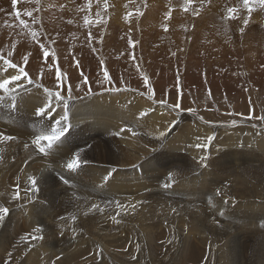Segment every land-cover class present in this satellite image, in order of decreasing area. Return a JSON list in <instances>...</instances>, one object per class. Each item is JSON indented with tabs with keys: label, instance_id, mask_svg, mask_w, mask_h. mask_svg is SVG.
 Segmentation results:
<instances>
[{
	"label": "bare ground",
	"instance_id": "obj_1",
	"mask_svg": "<svg viewBox=\"0 0 264 264\" xmlns=\"http://www.w3.org/2000/svg\"><path fill=\"white\" fill-rule=\"evenodd\" d=\"M63 1L64 0H61V3ZM66 1L68 0H65V3ZM113 2H115L119 6V8L124 13L125 17H128L127 19H125L127 23L128 21L129 22L132 20L135 21L136 19L140 20L139 17L143 16V14H140L141 10L147 5H150L149 7L147 6V8H149L148 10L149 13H147L145 17L143 16L144 17L143 19H146L149 15H153L155 17L149 16V18L153 17L152 18L153 20H155L157 23H161L166 16L165 14L170 12L169 11L171 9L170 6H173V5H168L169 8L167 9L166 8L167 0H113ZM192 2H193V5L190 6L192 7L191 9L193 8L197 9L199 7H201L202 9L205 7L206 8L208 7L210 9V12L207 10L208 12L207 11L204 12L205 13L204 15L200 13L197 15V12L195 10H191V12L194 11L191 14V16H193L192 18L197 17L196 21L193 20L194 23L197 22L196 23L197 26L195 25L196 26L195 29H197L198 31L204 32V33L206 30V27L211 24H213L214 28L219 29V30L221 28L223 29L224 25L227 23H234L237 25H240L242 23L241 26L243 28L245 27L244 21L247 18V15L249 14L252 15V17L254 16L253 18L254 20L264 19V7L260 5L259 0H251L249 7H251L252 11L250 13L247 8L242 6V0H192ZM61 3H60V0H39L38 3H37V0H17L16 6L13 7L11 0H0V9H2V11H0V56L3 57V59H0V81H3L4 79H10L12 75H19L20 67H23L24 71L28 73L27 78L22 76L20 80L13 81L9 85L10 89H14V91H12L10 94H6L3 92V90H0V96L4 97V102L0 104V205L9 207L10 209L9 214L4 218L2 222H0V264H110V262H107L104 259L106 255L110 256L111 260L115 262V264H199L205 257V253L207 251L206 245L210 244L209 240L210 239L213 240L212 247L210 246V249H209L211 254L215 250L214 247L218 245H220V251H221V245L226 239H228L229 242L232 243L233 241L232 237L234 236H230L232 234H228V233H231L233 229L230 232L227 231L228 233L225 234L222 231L220 232L219 230H215L216 226L214 223L209 226L208 230H210L211 232L209 233V236H207L206 234L202 233L203 230L199 228V224L197 222L195 223L194 221H192L193 223L191 225H188V227H185L184 223H186V221H184V218L182 216H174L173 213L171 212H170V215L165 214L168 216V218L171 221H165L164 218L163 220L162 219L160 220V216H155L156 213H154V210L149 209V208H154L153 206L149 208H145L146 206L144 207V205L140 204L142 203L141 201H143L144 199L149 198L150 196L153 197V195L156 194L155 193L156 190L154 187H150L151 188L150 192L143 194L144 189H146V187L149 186V183L144 178L145 176H143L141 171H139L140 167L138 170V165L133 166L132 164L126 163L123 160V157L121 158L118 157L119 149L123 150L124 144L126 143L124 132H121V129H123L121 128L122 126L121 123L125 121L128 116L127 102L129 100H133L131 103H142L143 104L144 102L143 99H146L143 96V94L150 96V98H152L154 101L156 100L159 101L160 99L173 101V97L182 90H184L186 96L193 95L194 97L193 96L192 97L194 99H206L207 101L214 100L216 102L217 100L224 101L226 100V98L234 99L235 97L241 95V93L244 90L240 89L237 85L238 83H240L239 85H242V83L246 82V80H248V82L249 81L252 82L254 87H257L258 90L260 89L259 92L262 93V94L260 93V95L264 96V58L263 56L256 58V60L254 59V61H248L247 64H243L238 59V57L232 52V50L224 49L223 51L222 50L219 51L220 49L219 48L217 49L218 50L217 51L215 47V48L210 49V52L217 51L215 52L217 54L215 56H218V58H216L214 55L213 56L216 59L215 58L212 59V57L209 55H208L209 57H206L207 59H205V57L203 56L199 58L198 55L195 56L196 51L194 55L193 52H191L190 50L191 48L189 49V47H192V46H189L192 40L189 37L191 40L190 42H188L187 45L189 46L188 49L190 50V54H188L189 58L186 57L187 58L185 59L186 62H183L185 65L180 67L181 72L177 71V69L175 70L172 60L168 59L170 58V56L166 57V55L165 56L163 55V57H166L167 59L164 58L160 60L162 57L161 55L160 58L158 59L160 61L155 60L153 64L151 63L152 65H149V62H148L149 67H146L148 69H143L144 67L142 68V71L145 70L144 73L140 72L141 70L138 71L139 69L137 70L138 72H136L134 67L126 68L124 66V68L127 70H122L121 68H119L121 66L118 65L117 61L120 59H124L120 57L121 55L120 53H122L123 51H126V52L129 51L131 43H133L132 41L134 39L133 38L134 36L132 34H134L135 31L131 33L130 32L131 28L126 26V29L128 30V35H127L126 29L121 23H112L111 25L112 27L109 26V28L111 27L110 28L111 35H108V37H106L105 42H104L106 44H104V46L102 45L101 48L99 47V49H95V48H92V46L91 47L87 45L81 46L82 43L80 44V46H78L79 43L78 44L76 43L77 46H74L75 44L74 45L70 44L68 40L67 41L69 43H67L64 39L65 36L69 34L70 29L68 31L67 29H65L66 25L62 24L63 23L62 19L64 15L60 13ZM78 3L80 4L82 3L85 8H92V11H97L96 13H98V16H103V17L105 16L106 18L111 13L116 12V11L111 12L110 11L111 7L108 11L105 10L104 0H99L97 2L93 0H78ZM36 4H38L39 6ZM70 4H71L70 6H72L73 8L74 3L72 2ZM178 5L180 4L177 3L176 6ZM76 6H79V5L76 4ZM229 7H236L238 9V11L235 14H233L235 15L234 16L235 18L230 17L233 19L232 22H227L225 17L222 16L223 14H226V16L228 15L227 9ZM37 8H41V10L42 9L44 10L43 15L41 14L42 16L39 13L38 14L40 16H38L37 11L35 10ZM83 9L82 11L86 10V9L84 10ZM30 10L33 11V16L37 18L38 22H33L32 17H28L25 15V13ZM133 10H137L136 14H132ZM16 11L20 12L19 17L16 16V13H15ZM144 11L147 12V9L146 10L144 9ZM83 13L80 12L79 10V14L78 13L72 14L74 17L73 19L74 23L78 27H81L80 19ZM129 13H131L130 16L128 15ZM172 15H173V19L171 21H173V23L172 22L171 23L173 24V27L171 28L174 29V26L176 28L177 24H180V25L181 23L183 24V21H184V24H186L185 22L188 23V20L185 18L186 16L183 17L184 14L181 12V10L177 9V11L173 12ZM236 17L238 19H236ZM243 17H246V18H244L243 20ZM222 18L224 19V21L222 20ZM21 19H23L26 22L27 27L20 24ZM98 19H101V17ZM179 21H182V22L179 23ZM139 22H142V21H139ZM148 23L150 22L148 21ZM194 23L192 24L194 25ZM81 24L83 23L81 22ZM152 24L154 25V23ZM161 24L162 25L164 24V26L166 25L165 23H161ZM118 25L121 26V28ZM137 25L139 26L141 25V23ZM146 25H147V22L144 23L143 21L142 26L145 27ZM160 25L158 26L159 29L161 27ZM151 26L152 25H150V27ZM70 27H66V28H70ZM153 27H151V29ZM210 27L211 26H208V29ZM82 28L83 29L86 28L85 25ZM156 28L157 27H154V29ZM60 29L67 30V32L62 34L60 33ZM107 29H108V26H107ZM151 29L149 31H151ZM208 29L207 31H210V32H213L211 30H214L212 28H210L209 30ZM177 30L178 29H175V31ZM31 31H37L38 33L37 40L39 41V43L37 42V40H33L31 36ZM140 31L141 30H139L138 33H140ZM175 31L173 30V32ZM182 31H180V34ZM80 32H82V30ZM85 32L86 31L84 30L83 33L85 34ZM71 33L72 32H70V34ZM145 33H148V32H145ZM169 33L171 34L172 32H169ZM204 33H202V35L206 34ZM102 34H104V32ZM175 34L177 35V33ZM183 34H184V31H183ZM150 36L151 35H149V37ZM192 36L193 35H191V37ZM145 37L146 38L143 41L145 45L147 46L148 44H150L149 41H151V38L148 39L147 36ZM201 37L202 36L198 37L197 39ZM176 38H178V36H176ZM95 39L97 38L95 37ZM55 40L58 43H56ZM88 40L86 42H88ZM227 40L228 39H226V41ZM84 41L85 40H83V42ZM197 42H196V45H197ZM40 43H43L46 47L49 46V48L52 51H55V56L50 55L48 58H44L43 49H41L39 46ZM90 43L92 45V42ZM166 43L168 44L167 41ZM56 44H58L59 46L55 47ZM95 46H97V44ZM204 46L205 45H203V47ZM165 47H166V44H165ZM208 47H212V46H208ZM208 47L205 46L206 49ZM93 49H95V51ZM114 49H116V51ZM194 49H192V51ZM110 50H112V52L114 50L115 53H111ZM158 50L159 49H157L155 52H157ZM198 50L200 49L197 48V52ZM179 51L181 52V50ZM126 52H124L123 54H125ZM180 52L178 55H181ZM183 52H185V50ZM9 53H11V55H9ZM153 53L154 52L151 53L152 56H153ZM185 53H183V55ZM117 54L118 55L120 54L119 56H116L117 58L120 57V59L118 58L117 60H114V57ZM171 54L172 53H170V55ZM148 55H150V53ZM105 56H108V59H109L107 62H104L105 63L104 65L108 69V73L113 70L110 76L115 81V84L114 85L111 84V85H113L112 87H115V89L116 87H118V89L121 88L122 91L117 90V91L112 92L114 90L113 89L109 93L103 92L105 89H108L107 88L108 84H106L105 78L103 74L101 73V72L104 73V71H102L103 64H101V61L102 59L103 61H105L104 59L107 58ZM152 56L150 57L153 58L154 56L153 57ZM184 56H186V54ZM25 57H27V63H25V60H24ZM177 57L175 61L177 60ZM138 59H139V56H138ZM144 59L146 60V58ZM5 60H11L12 63L17 65V68L8 67L4 63ZM76 61H79V66L84 68V70L82 71L84 72L85 75H83L82 72H81V75L83 76H86V75L88 76V74L89 76L91 75L90 80L88 77V80L90 81V84H91V88H90L92 89L91 91H89L90 89L87 88L82 77L79 75V73H77V68L79 66H77ZM145 64H147V61L145 62ZM143 66H146V65H143ZM56 68H60L62 71L66 68H69L71 78L69 77L68 78L69 82L67 81L66 82H67V85L69 83L72 86L73 94L76 97L80 96L83 98L85 96V99H86L88 95L87 97L88 99L84 101L80 97H78L83 102L74 104L73 101L76 100V98L73 99V101L71 102L72 107L70 108L72 109V112H70L71 114L69 113V115L72 117H75L73 124L76 126V128L79 131L82 132L81 135L86 134L87 136L92 137L95 135V133L99 132L100 135L98 134L97 136H94L92 138L99 140L101 142L100 147L101 148L105 147L106 149L109 150L110 153L113 154L111 157L112 162L109 164L98 161L95 164L88 166L87 169L91 171V173L83 172L79 175L80 180L83 182V184H78L75 182L73 183L71 182L72 180L71 181L69 180L68 184H64L60 178H56L55 174L52 173L51 176L54 178L55 180L54 182L52 180V177L50 178L48 177L49 175L48 170H43L41 161L34 162L33 164H31L30 162V165H28L27 168L24 167L25 171L24 170H22V172L20 171L21 166L25 162L28 152H29V155L33 154L31 155L32 156L31 161L39 159L41 156V153L38 151L37 147L32 143L33 134L31 135L29 134V132H31V124L37 121L35 120L36 118L35 119H31V118L33 117L34 112H37V110L35 111V109L39 101L42 100V99L38 100L39 96L37 97V95H39V92H41V88L39 87V89H37L38 87L37 86L35 87V89H33V92L30 93L28 87H33L34 85H40V86L47 85L48 86L49 83H52V82L55 83ZM144 74H146L147 76L146 75L144 76ZM145 77L148 78L147 83L144 82ZM29 79H31L32 81L31 83H29ZM87 83L89 85V82ZM54 88H56V86ZM47 93H50V92H46V95ZM42 94H45V93H42ZM12 95L16 96V101H15L16 106L15 107L11 106V103H12L11 96ZM53 96H54V99H56L55 95ZM66 98L68 97L66 96L65 99ZM261 98L263 99V97ZM201 101L198 100V102H201ZM211 103L212 102H210V104ZM43 105L45 104L43 103ZM167 106H168L167 108L171 110L169 107L170 105L167 104ZM159 108H162V107H159ZM224 108L225 107H223V109ZM162 110L165 112L164 108H162ZM179 110L181 111L182 109H179ZM188 112L190 111L187 110V113ZM165 113H169V111ZM194 114H196V112ZM223 114L225 113L223 112ZM184 116L185 115H183V117ZM197 116H198V113H197ZM49 117L52 118L51 123L55 122V120L60 118V116L58 117L56 113L53 114L49 111L44 117L40 116V118L38 117L37 118L43 123V122L48 121ZM221 119L223 121L224 118H221ZM198 120H197V123H198ZM230 120H231V117H230ZM195 121H194V124H196ZM90 124L96 126L97 132L95 129L91 127L87 128L86 125H90ZM131 124H136L135 127L139 129L138 123L132 122ZM43 125L45 126V124ZM67 125L69 126V124ZM181 125H177V126H181ZM183 126H185V124L182 125V127ZM189 126H190L189 129L186 126V128L189 130V133L187 132L188 133L187 142L192 143L195 140V138H197V135L199 134L194 133L193 127L191 126V124ZM33 129H35V131H42L43 133H47L48 131V128L46 129L45 127L43 129H39L35 126L34 128H32V130ZM217 131H219V134H221L224 137V139H226V142L224 143V145L227 147V149L237 148L236 145L238 144L233 143L235 142L234 139L238 140V142L239 140L241 141V139L242 141L243 139L247 140L243 131L242 132L239 131L241 133H238L236 131L237 132L236 133L233 129H223V128L220 130L218 129ZM117 132H120L121 134L116 135ZM172 134H174V132ZM223 134L224 135L226 134V136H224ZM185 135H183V137ZM4 136H11L13 137V139L5 140L3 139ZM175 137H176L175 135L169 137L168 149L170 151L174 149H181L183 147V145H180V144H183L182 139L178 140L179 145H177L176 142L172 141ZM69 139H70L69 134L64 137V140H69ZM88 141L93 142L92 139H88ZM263 143H264V139H261L258 142V147L256 150L255 149L252 150L250 148L249 150L246 147L244 148L243 153L246 157L247 155L245 152L249 153L248 160H252V159L259 160L261 158L262 156L261 152L264 151V147L262 146ZM26 144L28 145V147H25ZM245 144H248V143L245 142ZM63 146L68 147L67 144H64ZM252 146L253 145L251 144L250 146V143H249V147H252ZM81 148L82 147H80V149ZM84 149L85 148L81 150H84ZM239 151L240 152H237V154H242L241 150ZM67 153H68V150L66 148L60 147L57 155L55 156H59L60 158L62 156H66ZM133 154H134L133 152L130 153V155H133ZM71 157L73 158L72 155ZM216 159H219L225 164H228L229 162L231 163V165L236 164L238 162L247 161V160H244L243 158L237 157L236 154L232 156H219ZM143 160L141 159V161ZM145 164H147L146 169H148L151 166L147 162H145ZM177 169L179 170V168ZM261 169L262 168H260V170ZM111 172H114L113 176ZM184 172L183 174H179V175H185ZM32 175H34L35 179L37 180V186L39 188V191L36 192L34 196L30 194V195H24V198L20 197L21 199L20 198L13 199V193L16 191L15 186L18 183H21L23 187L26 185L27 182L29 184L30 182L29 178ZM106 175H110V179L107 182L103 180V177ZM220 177L221 176L218 177L217 175V177L211 180V183L208 180L209 185L217 183L218 182L217 179H219ZM225 179L231 180L232 182H234V183L231 182L232 185L228 186V188L225 189L226 193L222 195V197H224L223 199L227 201V205L231 206L232 204H240V205L248 206L249 216L245 217L244 215H242L238 217V219H241L239 220L238 227H237L240 230V233L234 232L236 233L235 237L239 238L237 240L240 241L241 236L247 239V238H251V237L258 235L259 233L262 234L264 232V225L261 226L259 222L263 218L262 216L264 214L263 213L264 211V179L256 178V177H247L246 175H243V176L241 175L240 177L239 176H235V177L229 176ZM56 183L57 184L63 183V184L59 186ZM94 184L96 187L94 186ZM90 185H93V187L95 188L91 187ZM185 187L189 189L190 191H192L191 184L186 183ZM207 190H212V189L210 186H206L205 191ZM90 193L97 197L95 199V196H94L95 200L91 199L92 201L91 204L99 205L100 208L103 206L104 207L103 211L92 210L91 212H89V210H86L85 199L87 198L86 201H88L89 200L88 198L93 197ZM205 193L206 192L199 194L198 198L206 196ZM21 194L23 197L24 193L22 192ZM36 195L37 197H35ZM50 195H53L58 200L62 199V201L59 202L57 200L47 199V200H51V202H49L50 205H46V203H44V200H45L44 197H47ZM29 196L32 197L31 201H29ZM99 197L100 198L102 197V198L100 199ZM159 198L161 199V197ZM179 198L185 202L184 197H179ZM247 199H250V200H247ZM107 200L109 202H107ZM195 200H199V199H195ZM219 204H225V203L222 202ZM133 205H135V207H133ZM192 207H194V204ZM188 209L190 211V208ZM260 210L262 214L259 212ZM85 213L87 214L85 215ZM209 213L211 216L214 215L212 212H209ZM114 214H117V215H114ZM197 214H199V212ZM197 214L195 218H197ZM205 215L206 213L204 214V217ZM62 216L64 217L63 220L60 219V217ZM72 216H75L76 219L72 220L71 219ZM167 216L165 217L163 214V217L167 218ZM197 219H195V221H197ZM188 220L191 221V219H188ZM210 220H211V217H210ZM217 220L220 222H223V220H221L219 217ZM117 221H119V223H117ZM174 224H176V226ZM244 225L246 226V229H249L248 232L246 233H244L246 230V229L244 230ZM226 226L230 227L229 224L228 225L226 224ZM37 227H40L42 229V232L39 233V235H42L44 237L43 240H31V239L23 240L22 239V237L28 236L29 233L36 235L34 230ZM167 229H168V232H167ZM211 233L216 235L213 239H212ZM262 235H264V233ZM255 239L256 238H254V240ZM241 240H243V238ZM251 242L253 241L251 240ZM243 244H244L243 245L244 247L248 246L249 248H252L254 246L253 243L247 244L246 242H244ZM137 248L139 251H137ZM141 252L144 255H142ZM42 255L44 257H42ZM99 256H101V259H99ZM247 256L249 257V255ZM234 260H235V257H234ZM235 262H233V264H235ZM205 264H232V261L230 260L229 263L224 262L223 255L221 253V258L218 259V258H214L210 256L206 260ZM240 264H260V260H259V257L255 258L253 254L252 256L248 258V261L244 262L242 260Z\"/></svg>",
	"mask_w": 264,
	"mask_h": 264
},
{
	"label": "rangeland",
	"instance_id": "obj_2",
	"mask_svg": "<svg viewBox=\"0 0 264 264\" xmlns=\"http://www.w3.org/2000/svg\"><path fill=\"white\" fill-rule=\"evenodd\" d=\"M68 1H66V3H65V0H64L61 3V0H60V3H61L60 13H62L64 15V17L62 19V22H63L62 24H65L66 27H70V25H71L70 28L65 27V29H67L68 31L70 29L69 34H67V36L69 38L67 36H65V38H64L67 43L70 42V44H73V45L75 44L74 46H77L78 43H79L78 46H80V44L82 43L81 46L87 45L89 47L92 46V48L99 49V47L101 48L102 45L104 46V44H106V43H104L106 37H108V35H111V31H110L111 29L110 28L112 27L111 26L112 23H121L125 27V29H126V26L130 27L131 33H133L135 31L134 34H132L134 36L133 38L135 40L133 39V41H132L133 43H131L129 51L128 52L123 51L122 53H120L121 55L119 54L121 58H124V59H120V57H118L121 61L120 60L117 61L118 65L121 66L119 68H121L122 70H127L124 68V66L126 68H133L134 67L136 72L141 70L140 72L144 73L145 70L142 71V68L144 67L143 69H148V68H146V67H149L148 62H149V65H152L155 62V60L160 61L164 58L167 59L166 57L170 56V58H168V59L172 60L173 65L175 67V70L177 69V71L181 72L180 67L185 65L183 62H186L185 59L189 58L188 54H190V50H191V52H193L194 55H195V51H196L195 56L198 55L199 58L203 56V57H205V59H207L206 57L211 56L212 59H214L215 57L218 58V56H215V55H217L215 53L218 51L217 49L220 48L219 51H221V50L223 51L224 49H230V50H232V52L238 57V59L243 64H247L248 61H254V59L256 60V58H258L260 56H263V58H264V19L254 20L253 19L254 16L252 17V15H250V14L247 15V18L243 17V20H244V18H246L245 21H247V23L244 22L245 27H243V28L241 26L242 23L240 25H237L234 23H227L224 25L223 29L221 28L219 30V29L214 28L213 24H211L208 26H211L210 28L214 29V30H211L213 32L207 31V29H208V26H207L206 30H205V33H206L205 34L204 32H201V31H198L197 29H195L197 26V24H196L197 22L194 23L193 20L196 21L197 17L196 18L194 17L195 19L192 18L193 16H191V14L194 11L191 12V10H195L198 14L200 13V14L204 15L205 14L204 12H206L207 10L210 12V9L208 7L207 8L205 7L203 9L201 7L197 8V9H195V8L191 9L192 7H190V6L193 5V2H192L190 5H188V10L184 11V5L186 3V0H167V2H166V8L167 9L169 8L168 5H173V6H170L171 9L169 10L171 13V16L168 18H166V16H165V18L163 19L164 22L163 21L161 22V23H165L167 25V31H165L164 24L162 25L161 23H157L155 20L152 19L153 17H155L153 15H149V16H153V17L149 18V16H148L146 18L147 20L143 19L146 16V14L149 13L148 12L149 8H147V6L149 7L150 5L145 6L146 8L145 7L142 8L141 13L143 14L144 17L140 16L141 17V18L139 17L140 20L136 19L135 21L132 20L130 22L128 21V23H127V21L125 20L124 13L119 8V6L115 2H113V0H104V2L107 4V7L104 8L105 10L108 11L111 7V10H110L111 12L116 11V12L111 13L107 18L105 16L104 17L98 16V13H96L97 11H92V8H85L82 3H81L82 5L80 3H78V0H68ZM70 1H72L74 3L73 8H72V6H70L71 5L70 3H72ZM93 1L97 2L99 0H93ZM177 3H179L180 5L176 6ZM67 4H69V5H67ZM76 4H78L79 6H76ZM36 5H38V4H36ZM78 7H79V9H78ZM83 8L86 10H84ZM82 9L84 11H82ZM144 9L145 10L147 9V12L144 11ZM177 9L181 10V12L184 14L183 17L186 16L185 18L188 20V23L185 22L186 24H184V21H183V24H182L181 23L182 21H179V23H181V25L177 24V26L178 25L179 26L178 27L176 26V28L174 26V29H173V28H171V27H173V24H172L173 21H171L173 19L172 13L177 11ZM79 10L82 13L84 12L81 16V19H80V21L83 23V24H81V22H80L81 27H78L74 23V20H73L74 17L72 15V14H77V13L79 14ZM41 11H42V13H41ZM43 12H44V10L43 9L41 10V8H39V11H37V14L39 13L40 15L41 14L43 15ZM136 12H137V10H133L132 14H136ZM187 12H188V14H187ZM93 13H95V14H93ZM39 14H38V16H40ZM85 16H87L88 19H90V21H92V24L86 25L84 23V17ZM222 16L225 17L227 22L233 21V19L230 18L228 15L226 16V14H223ZM100 17H101V19H98ZM102 18H104V19H102ZM148 18H149V20H148ZM191 18H192V20H191ZM251 18H252V20H251ZM167 19H169V20H167ZM236 19H238V18L236 17ZM151 20H152V22H151ZM222 20L224 21L223 18H222ZM69 21H71V22L73 21V22L69 24ZM96 21H102V24L100 23L101 26L99 23L97 24ZM137 21L138 22L142 21V22H139V23H141V25L138 26L137 24H139V23ZM143 21H144V23L147 22V25H146L147 27L145 26L146 28L144 26H142ZM148 21L150 23H148ZM152 23H154V25ZM192 23H194V25ZM131 24L134 26H132ZM149 24L152 25L151 27L154 26L157 28L154 29V27H153L151 29ZM158 24L159 25L161 24L160 29L158 27L159 26ZM84 25L86 28L83 29L82 27H84ZM107 26H108V29H107ZM109 26H111V27L109 28ZM148 26H149V28H148ZM182 26H183V28L184 27L185 28L183 29ZM119 27L121 28V26H119ZM138 28H139V30H141L140 33H138L139 32ZM180 28L183 29L184 34L186 33L185 35L183 34L182 29H180ZM80 29L82 30V32H80L81 31ZM99 29H101V30H99ZM150 29H151V31H149ZM171 29H173L174 31H175V29H178V30L173 32V30H171ZM241 29H243V32H241ZM67 30L60 29V33H62V34L66 33ZM84 30L86 31L85 34L87 35V37L83 33ZM106 31H107V33H106ZM180 31H182L181 34H180ZM70 32H72V33L70 34ZM103 32H104V34H102ZM145 32H148V33H145ZM169 32H172L173 34L172 33L170 34ZM89 33H91V38H93V39H89ZM126 33L128 35L127 29H126ZM175 33H177V35ZM198 33H200L201 35ZM202 33H204L205 35H202ZM106 34H107V36H106ZM118 34H119V32H118ZM149 35H151L152 37L151 36L149 37ZM179 35H181V36H179ZM191 35H193V36L191 37ZM196 35H197V37H196ZM99 36L102 38H100ZM145 36H147L148 39L151 38V41H149L150 44H148L147 46L145 45V43L143 41L146 38ZM176 36H178V38H176ZM182 36H184V37H182ZM200 36H202V37L197 39ZM224 36H225V38H224ZM95 37L97 39H95ZM85 38H87V39H85ZM102 39H104V40H102ZM158 39H159V41H158ZM175 39H176V41H175ZM180 39H182V40H180ZM226 39H228V40L226 41ZM83 40H85V41L83 42ZM87 40H88V42H86ZM94 40H96V41H94ZM98 40H100V41H98ZM190 40H191L192 45L189 44V46H192V47H189L187 45L188 42H190ZM161 41H163V42H161ZM166 41L168 42V44L166 43ZM90 42H92V45ZM96 42H98V43H96ZM160 42L163 46L160 44ZM196 42H197V45H199V46L196 45ZM56 43H58V42L56 41ZM96 44H97V46H95ZM165 44H166V47H165ZM176 44H178V45H176ZM203 45H205L206 47H208V46H212V47H208L206 49L205 46L203 47ZM56 46H59V45L56 44L55 47ZM93 46H95V47H93ZM177 46H179V47H177ZM188 47H189V49L190 48L191 49L189 50ZM215 47H216L217 51L210 52V49L215 48ZM47 48L49 49L50 52L52 51L49 48V46H47ZM197 48L200 49L201 52H200V50H198V52H197ZM157 49H159L160 51L158 50L159 52L158 51L155 52ZM192 49H194V50L192 51ZM114 50L116 51V49H114ZM114 50H113V52H112V50H110V52L115 53ZM179 50H181V52H183L185 50L186 53L185 52H183V53H185L186 56H184L185 54L183 55V53H181ZM130 51H132L133 53ZM124 52H126V53L123 54ZM152 52H154L153 53L154 57L151 54ZM166 52H167V54H166ZM179 52L181 55H178ZM208 52H210V53H208ZM149 53H150V55H148ZM170 53H172V54L170 55ZM173 53H175V55H173ZM200 54H201V56H200ZM119 55L118 54L115 55L114 60H117L118 58L116 56H119ZM161 55H162L161 59L158 60ZM163 55L164 56L166 55V57H163ZM134 56H135V58H134ZM138 56H139V59H138ZM150 56H152L153 58H151ZM105 57H107L104 59L105 61H103V59H102V61H103L102 71H104L105 68L107 69V67L104 65L105 64L104 62H107L109 60L108 56H105ZM140 57H141L142 61H141ZM176 57H177V60L175 61ZM102 58H104V57H102ZM144 58H146V60ZM123 60H125V61H123ZM126 60H127V62H126ZM152 60H154V61H152ZM146 61H147V64H145ZM180 61H181V63H180ZM124 63L126 65H128V66L130 65V66L128 67ZM143 65H146V66H143ZM78 68H77V73H79V75L82 77V79L84 81V78L87 76V75L83 76V75H85L84 72L82 71V70H84V68L81 66H79ZM58 69L61 73V76L59 79H57V76H55L56 77V81H55L56 84L54 82H52V83H49L48 86L47 85H41V86L40 85H34L33 87H28V88H29L30 93L33 92V89H35V87H37V86H38L37 89H39V87L41 88V92H39V95H37V97L39 96L38 100L42 99L41 100L42 102L39 101L35 111L41 106L47 107V105L52 103L51 104L52 107L49 110V112H51L53 114L56 113V115L59 117L64 112L63 105H65V104L69 105L67 108V115H68V121L69 120L70 121L66 122L67 124H69V126L66 127V129H65V136L69 134L70 139L64 140L65 136L62 137L61 140H62L63 144H61V143L54 144L50 150L47 149V142H42L43 146L48 151V154L45 155V154L41 153V156L39 159L31 161V157H32L31 155H33V154L29 155V152H28L27 157L25 159V162L23 163L24 166L23 165L21 166L20 171L22 172V170L27 168L28 165H30V162H31V164H33L34 162H40L41 161L42 166H43V170H48V172H49V175H48L49 178L52 177L51 174L54 173L56 178H60L61 176H64L66 179H68L70 181L72 180L71 182H73V183L75 182L78 184H83V182L80 180L79 175L83 172L84 173H91V171H89L87 169V167L95 164L98 161L99 162L101 161L102 163H106V164L111 163L112 162L111 157L113 154L110 153L109 150L106 149L105 147L101 148L100 147L101 142L99 140L92 138L94 136H97L98 134L100 135V133L97 132V128L95 125H91V124L86 125L87 128L91 127L93 129H95L97 132V133H95L94 136L89 137L86 134L81 135L82 132L79 131L76 128V126L73 124L75 117H72L69 115V113L72 112V109L70 108V107H72L71 102L75 98H76V100L73 101L74 104L83 102L84 100L88 99L87 98L88 95H87L86 99H85V96L83 98L78 96L83 101L80 98L76 97L73 94L72 86L69 83L67 85V82H69L68 78L71 76V74L69 72L70 71L69 68H66L63 71L60 68H58ZM56 71H57V68H56ZM107 71H108V69H107ZM81 72L83 75H81ZM112 72H113V70L111 72H109V76H110V74H112ZM101 73L103 74V72H101ZM68 74H70V75H68ZM145 75L146 74H144V76ZM88 77L90 80L91 75L89 76V74H88V76L86 77L87 82H89V85H88V83H85V84H86L87 88L90 89L91 84H90V81L88 80ZM110 78H111V76H110ZM105 81H106V84H108L107 88L108 89L110 88L111 90L105 89L103 91L104 93H109L113 89L114 90L112 92L117 91V90L122 91L121 88L118 89V87H116V89H115V87H112L115 84V81L112 78L110 80L105 79ZM112 81H113V83H112ZM246 82H243L242 85H239L240 83H238V85H237L240 89L244 90L241 93V95L235 97L234 99H227L226 98V100H224V101L223 100H217V102L214 100H208L207 101L206 99H194L193 95L186 96L184 90L178 92V94L173 97V101L172 100H161V99H160L161 101L160 100L154 101L152 98H150V96L143 94V96L146 98V99H143V101H144L143 104L142 103H131L133 100H129L127 102L128 116H127V119L121 123V125H122L121 128L124 129L123 132H124V137H125L126 143L124 144L123 150L119 149V151H118L119 156L118 157H120V158L123 157V160L128 164H132L133 166L138 165V170L140 167L139 171H141L143 176H145L144 178L149 183V186H147L146 189H144L143 194L150 192V190H151L150 187H154L156 190L155 191L156 194L153 195V197L150 196L149 198H146L143 201H141L142 202V203H140L141 205H144V207L146 206L145 208H149V207L153 206L154 208H149V209H153L154 213H156L155 216H160V220L161 219L163 220V218H164L165 221H171L168 218V216L165 215V214L170 215V212H171V213H173L174 216H182L184 218V221H186V223H184L185 227H188V225H191L193 223L192 221H194L195 223L197 222L199 224V228L203 230L202 233L206 234L207 236H209V233L211 232L210 230H208L209 226L211 224H214V223L216 226L215 230H219L220 232L222 231L225 234H227L228 232H230L233 229V231L231 233H228V234H232L230 236H234V237H232L233 238L232 243H230L229 240L226 239L223 242V244L221 245V251H220V245H218V246L214 247L215 250L211 254L209 249H210V246L212 247L213 240H211V239L209 240L210 244L206 245L207 251L205 253V257L199 264H203V263L205 264L206 260L210 256L219 259V258H221V253L223 255L224 262L229 263V261L231 260L232 264L235 261L237 262V263L235 262V264H240L242 260L244 262L248 261V258L254 254L255 258L259 257L260 264H264V239H263L264 235H262L264 232L262 234L259 233L258 235L251 237V238H247V239H245V237L241 236V239L243 238V240L240 239V241L237 240V239H239L238 237H235L236 233H240V230L237 227H238L239 220H241V219H238V217L242 216V215H244L245 217L249 216L248 206L247 205H240V204H232L231 206H228L227 203H225L226 200H224L223 199L224 197H222V195L224 193H226L225 189L228 188V186H231L232 183H234L231 180L225 179L229 176H234V177L239 176L240 177L241 175L242 176L246 175L247 177H256V178L264 179V151L261 152L262 156L259 160H253V159L248 160L249 153L244 151L246 153L247 157L243 153V150L245 147L247 149L250 148L252 150L253 149L256 150L258 147V142L261 139H264V119H260V117H264V100H263L264 96L260 95V93H261V92H259L260 89L258 90L257 87H254L252 82H250V81L248 82V80H246ZM63 84H65L67 86H65ZM111 84H113V85H111ZM27 86H29V85H27ZM55 86H56V88H54ZM108 86H110V87H108ZM31 89H32V91H31ZM45 89H48L47 92H50V93H47V95H49V96L46 95ZM53 89H54V91H53ZM91 90L92 89H90L89 91H91ZM57 91H59L61 93V97L58 98L55 96L56 99H54L53 95H55V93ZM42 93H45V94H42ZM36 94H34V95H36ZM63 95L65 97L67 96L68 98L65 99V97ZM190 97L194 100H192ZM261 97H263V99ZM78 100H79V102H78ZM198 100L199 101L202 100L203 103H202V101L198 102ZM192 101H194L195 103ZM48 102H49V104H48ZM210 102H212V103L210 104ZM223 102H225V103H223ZM43 103L45 105H43ZM144 103H145V105H144ZM167 104L170 105L169 107L171 110H169V108H167L168 107ZM176 105H179V107H176ZM159 107L164 108L165 112L169 111V113H165L162 110V108H159ZM223 107H225V108L223 109ZM158 108H159V110H158ZM179 109H182V110L180 111ZM185 110H186V112H185ZM187 110H189L190 112L192 111V112L187 113ZM59 111H61V112H59ZM195 112H196V114H194ZM201 112H203V113H201ZM214 112L216 113V115ZM223 112L225 114H223ZM197 113H198V116H197ZM212 113H213V115H212ZM36 114H37V112H34L33 117L31 119L36 118L35 120H37V121L31 124V132H29L30 135L33 134V138H32L33 140L36 138L37 135L42 134L43 132L42 131H35V129L32 130V128H34L36 126L39 129H43L44 127L47 129L46 123L45 122L42 123V121H40L38 119V118H40V116L36 115ZM181 114L185 115L188 118V120L185 116L183 117V115H181ZM200 115H201V117H200ZM217 115H219V116H217ZM222 115H223V117H222ZM225 115H227V116H225ZM193 116L195 119L193 118ZM198 117H200L202 119H200ZM230 117H231V120H230ZM183 118H185V119H183ZM221 118H224L223 121ZM191 119H192V121H191ZM227 119H229V120H227ZM193 120L194 121L196 120L195 123L197 125L194 124ZM197 120H198V123H200V122L201 123L198 124ZM132 122L138 123L139 129H137L135 127L136 124H131ZM39 123L40 124L42 123V124L40 125ZM180 123L182 125L185 124V126L182 127V125ZM43 124H45V126ZM54 124H55V122H52V125H54ZM190 124L193 127L194 133L199 134V135H197V138H195V140L192 143L187 142V136L189 133L188 129L190 128V126H189ZM63 125H64V122H62V124L60 126L63 127ZM177 125H181V126H177ZM186 126L188 127V129L186 128ZM169 127H171V128H169ZM196 127H198V128H196ZM222 128L223 129H233L235 132L237 131L238 133H241L243 131L247 140L243 139V141H242V139H241V141L239 140V142H238V140L234 139L235 142H233V143L238 144V145H236L237 148L227 149V147L224 145V143L226 142V139H224V137L221 134H219V131H217L218 129L220 130ZM239 131H241V132H239ZM173 132H174V134H172ZM133 133H135V134H133ZM161 133H163V135H161ZM182 133H183V135H185V134L186 135L183 137ZM174 135L176 137L172 141L176 142L177 145H179L178 140L182 139L183 144H180V145H183V147L181 149H174V150L170 151L168 149L169 137L174 136ZM224 136H226V134ZM208 137H213L211 142H208V140H207ZM88 139H92L93 142H89ZM255 141H257V142H255ZM245 142L248 144H245ZM249 143H250V146H251V144L253 146L249 147ZM64 144H67L68 147L63 146ZM104 144H105V142H104ZM197 144L205 145V147L198 148L196 146ZM70 145H71V147H70ZM174 145H175V143H174ZM262 146L264 147V143L262 144ZM60 147L66 148L68 150V153H67L68 157H67V155L62 156L60 158H59V156H55V155H57ZM80 147H82L81 149H83V148H85V149L81 150ZM253 147H255V148H253ZM53 150H54V152H53ZM75 150H77V151H75ZM239 150H241L242 154H237V152H240ZM132 152L134 154L130 155V153H132ZM76 153H79V155L81 154L80 155L81 167L76 172H68L69 170L66 168L65 164L67 163V161L69 159L72 158L71 155L74 156ZM235 154L237 157L243 158L244 160H247V161L246 162L245 161L244 162H238L236 164L231 165V163H229V162H228V164H225L222 161H220L219 159H216L219 156H232ZM99 156H100V158H99ZM201 156L207 157V159L203 161L204 163L201 162V160H200ZM141 159L142 160L144 159V160L141 161ZM107 161H109V162H107ZM212 161H214V162L216 161V162L214 163ZM92 162H94V163H92ZM145 162H147L149 165H151L148 169H146L147 164H145ZM240 163H241V165H240ZM234 165H235V167H234ZM115 166H117V165H115ZM220 166H222V167H220ZM177 168H179V170ZM260 168H262V169L260 170ZM188 170H190V171H188ZM217 170H219V171H217ZM182 171L183 172L185 171L184 172L185 175H179V174H183ZM222 171H224V172H222ZM111 174L113 176L114 172H111ZM146 174H147V176H146ZM187 174H189V175H187ZM217 175H218V177L221 176L219 179H217L218 184L215 183V184L209 185L208 180L211 183V180L214 179L215 177H217ZM31 177H35V176L32 175ZM223 177H225V178H223ZM76 178H77V180H76ZM221 178H223V179H221ZM52 180L55 182L53 177H52ZM165 183L171 184V187L164 188L163 185ZM186 183H189L192 185V189H191L192 191H190L189 189H187L185 187ZM62 184L63 183H60V184L58 183L57 185L61 186ZM17 185H19L20 197L24 198V195H26L25 194L26 190L31 187V183L29 182V184H28V182H27L24 187L22 186L21 183H18ZM17 185L15 186V189H17ZM90 186L93 187V185H90ZM94 186H95V184H94ZM206 186H210L212 190L205 191ZM95 187H93V188H95ZM22 192L24 193L23 197L21 194ZM204 192H206L205 193L206 196L198 198L199 194H202ZM30 194L31 193H28L27 195H30ZM91 195L93 197L88 198L89 199L88 201L90 202V204L88 201H86L87 198L85 199L86 210H89L91 208L90 206H92L91 199L95 200L97 198L95 195H93V194H91ZM94 196H95V199H94ZM35 197H37V195ZM159 197H161V199ZM179 197H184L185 202L189 205H187ZM44 198H45L44 203H46V205H50L49 202H51V200H47V199L57 200L59 202L62 201V199L58 200L53 195H50V196H47ZM157 198H159V199H157ZM195 199H199V200H195ZM190 200H192V201H190ZM247 200H250V199H247ZM46 201H48V202H46ZM155 201H156V203H155ZM107 202H109V201L107 200ZM222 202H224L225 204H219ZM193 204H194L195 208L192 207ZM101 208L103 209L104 207L102 206ZM188 208H190V211ZM191 208H193V209H191ZM116 209H118V208H116ZM173 210H175V211H173ZM199 210H201V211H199ZM185 211H187V212H185ZM197 211L199 212L200 215L197 214L198 213ZM262 211H263V209H262ZM89 212H91V211H89ZM191 212H193V213H191ZM209 212H212L214 215L211 216ZM221 212H223L224 214L220 215ZM259 212L262 214L261 210ZM205 213H206V215L204 217ZM263 213H264V211H263ZM163 214L165 217L167 216L168 219L163 217ZM192 214L193 215L195 214V215L193 216ZM196 214H197L198 219L195 218ZM114 215H117V214H114ZM186 215H187V217H186ZM200 216H202L203 218ZM210 217H211V220H210ZM218 217L221 220H223V222L218 221L217 220ZM262 217L263 218L259 222V224L261 226L264 225V214ZM185 219H187V220H185ZM188 219H191V221ZM195 219H197V221H195ZM226 224L227 225L229 224L230 227H227ZM174 225L176 226V224H174ZM240 228H242V227H240ZM245 229H246V226L244 225V230ZM248 230L249 229H246L244 233L248 232ZM167 232H168V229H167ZM234 232H236V233H234ZM211 235H212V239L216 236L212 233H211ZM254 238H256L255 240H257V241H255ZM251 240L253 242H251ZM244 242H246L247 244L253 243L254 246L252 248H249L248 246L244 247L243 246ZM137 251H139L138 248H137ZM141 254L144 255L142 252H141ZM247 255H249V257ZM42 257H44V256L42 255ZM234 257H235V260H234ZM99 259H101V256H99ZM104 259H105V261L110 262V264H115V262H113L111 260V257L108 255H106L104 257Z\"/></svg>",
	"mask_w": 264,
	"mask_h": 264
},
{
	"label": "snow or ice",
	"instance_id": "obj_3",
	"mask_svg": "<svg viewBox=\"0 0 264 264\" xmlns=\"http://www.w3.org/2000/svg\"><path fill=\"white\" fill-rule=\"evenodd\" d=\"M39 2V0H37V3ZM260 2V5L262 7H264V0H259ZM11 3L13 5V7L16 6L17 4V0H11ZM192 3V0H186V3L184 5V11H187L188 10V5H190ZM251 3V0H242V6L247 8L249 13L252 11L251 7H249ZM105 7H107V4L105 3ZM36 11H39V8L35 9ZM0 11H2V9H0ZM238 11V9L236 7H229L227 9V13H228V16L229 17H232V18H235L233 14H235L236 12ZM142 14V13H140ZM26 16L28 17H32L33 18V22H38L37 21V18L33 16V11H27L25 13ZM129 16L131 15V13L128 14ZM166 15V18L167 17H170L171 16V13L168 12L165 14ZM198 15V13H197ZM16 16L19 17L20 16V12L17 11L16 12ZM128 17H125V19H127ZM245 23H247V21H244ZM69 23H71V21H69ZM84 23L86 25L88 24H91L92 21H90L88 19L87 16L84 17ZM96 23H102V21H96ZM20 24L27 27V24L26 22L21 19L20 20ZM165 31H167V25H165ZM241 32H243V29H241ZM31 36L33 38V40H37V36H38V33L37 31H31ZM89 39H91V33H89ZM37 42L39 43V41L37 40ZM131 43V41H130ZM40 48L43 49V57L44 58H48L50 55L51 56H55V51H52L50 52L49 49L43 44V43H40ZM95 51V49H93ZM9 55H11V53H9ZM173 55H175V53H173ZM0 59H3L2 56H0ZM25 60V63H27V57L24 58ZM4 63L8 66V67H11V68H17V65L12 63L11 60H5ZM76 64L77 66H79V61H76ZM101 64H103V61H101ZM19 75H12L10 77V79H4L3 81H0V90H3L4 93L6 94H10L12 91H14V89H10L9 88V85L13 82V81H18L21 79V77H25L27 78L28 77V73L24 71V68L23 67H20L19 68ZM105 79H108L110 80V76H109V73L107 71V69L105 68L104 70V73H103ZM56 76H57V79L60 78L61 76V73L59 71V69L57 68V71H56ZM84 81L85 83H87V78L85 77L84 78ZM31 79H29V83H31ZM144 82L147 83L148 82V78L145 77L144 78ZM45 91L47 92L48 89H45ZM55 96L56 97H60L61 96V93L59 91H57L55 93ZM15 101H16V96L15 95H12L11 96V106L12 107H15L16 104H15ZM4 102V97L3 96H0V104H2ZM52 105L49 104L47 105V107H39L37 109V115L41 116V117H44L48 111L51 109ZM176 107H179V105H176ZM63 108H64V112L62 115H60V118L55 120V124L52 125L51 123V117H49L48 121L45 122L46 123V126L48 128V131L47 133H42V134H39L36 136V138L32 141V143L34 145H36L38 151L42 154H45L47 155L48 154V151L46 150V148L43 146L42 142H47V149L50 150L54 144H58V143H62V140L61 138L65 136V128L68 127L67 125V121H68V115H67V108H68V105L65 104L63 105ZM260 119H264V117H260ZM62 122H64V127H61L60 125L62 124ZM124 129H121V132H123ZM121 133L120 132H117L116 135H120ZM135 134V133H133ZM161 135H163V133H161ZM3 139L5 140H12L13 137L11 136H4ZM213 139V137H208L207 140L208 142H211V140ZM198 148H201V147H205V145H200V144H197L196 145ZM25 147H28V145L26 144ZM207 157L205 156H201L200 157V160L201 162H203L204 160H206ZM206 166V165H205ZM81 167V159H80V155L79 153H76L73 158L69 159L66 163V168L69 170V172H76L79 168ZM111 175V174H110ZM110 175H106L103 177V180L105 182H107L109 179H110ZM30 183H31V187L29 189L26 190L25 194L27 195L28 193H31L32 196L35 195L36 192L39 191V188L37 186V180L35 179V177H30ZM61 181L64 183V184H68L69 183V180L66 179L64 176H61L60 177ZM164 188H169L171 187V184L169 183H165L163 185ZM20 198V192H19V185H17V189L16 191L13 193V199H19ZM31 196H29V201H31ZM225 203H227V201H225ZM133 207H135V205H133ZM99 210V211H103L102 208H99L98 205L96 204H92L91 208L89 209V211H92V210ZM9 207H5L3 205H0V222H2L4 220V218L9 214ZM175 211V210H173ZM87 214V213H85ZM224 213L221 212L220 215H223ZM60 219H64V217H60ZM72 220H75L76 217L75 216H72L71 217ZM117 223H119V221H117ZM34 232L36 233V235H33L32 233H29L28 236H25V237H22L23 240H28V239H31V240H43L44 237L42 235H39V233L42 232V229L40 227H37Z\"/></svg>",
	"mask_w": 264,
	"mask_h": 264
}]
</instances>
